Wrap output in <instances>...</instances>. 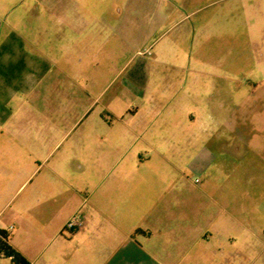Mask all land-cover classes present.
<instances>
[{
	"label": "crops",
	"instance_id": "obj_1",
	"mask_svg": "<svg viewBox=\"0 0 264 264\" xmlns=\"http://www.w3.org/2000/svg\"><path fill=\"white\" fill-rule=\"evenodd\" d=\"M251 101L229 110L227 0H0V228L30 264H264Z\"/></svg>",
	"mask_w": 264,
	"mask_h": 264
},
{
	"label": "rangeland",
	"instance_id": "obj_2",
	"mask_svg": "<svg viewBox=\"0 0 264 264\" xmlns=\"http://www.w3.org/2000/svg\"><path fill=\"white\" fill-rule=\"evenodd\" d=\"M210 0H202L208 3ZM229 1V110L249 111L253 108L251 99L256 95H264V0H227ZM211 3L204 6L201 12L212 10L215 6ZM217 7V6H216ZM144 5L140 9V15L145 13ZM163 28L155 32L145 33V23L138 22V37L142 38L146 34L156 36ZM159 32V33H157ZM167 37L162 35L161 39ZM145 42V41H143ZM150 41L141 45L134 56V51L122 52V62L106 71L107 80L117 77H124L126 72L138 60L149 59L152 50H145ZM149 48V47H148ZM132 56V61L130 60ZM248 82L242 86V80ZM242 97V101L240 100ZM94 109H99L100 105H95ZM81 128L83 121L78 120L75 126ZM76 126V127H77ZM72 137L74 134H70Z\"/></svg>",
	"mask_w": 264,
	"mask_h": 264
},
{
	"label": "trees",
	"instance_id": "obj_3",
	"mask_svg": "<svg viewBox=\"0 0 264 264\" xmlns=\"http://www.w3.org/2000/svg\"><path fill=\"white\" fill-rule=\"evenodd\" d=\"M0 257L8 259L10 264H30V261L10 242V234L0 228Z\"/></svg>",
	"mask_w": 264,
	"mask_h": 264
},
{
	"label": "built area",
	"instance_id": "obj_4",
	"mask_svg": "<svg viewBox=\"0 0 264 264\" xmlns=\"http://www.w3.org/2000/svg\"><path fill=\"white\" fill-rule=\"evenodd\" d=\"M148 53H150V51H147ZM195 181H198V179H196ZM82 219H81V215L78 212L73 213L69 219L66 221L64 227H63V232L70 234L71 232L75 231L79 225L81 224Z\"/></svg>",
	"mask_w": 264,
	"mask_h": 264
}]
</instances>
